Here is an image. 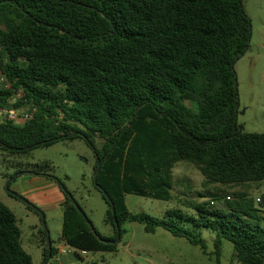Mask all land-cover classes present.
<instances>
[{
    "label": "trees",
    "instance_id": "1",
    "mask_svg": "<svg viewBox=\"0 0 264 264\" xmlns=\"http://www.w3.org/2000/svg\"><path fill=\"white\" fill-rule=\"evenodd\" d=\"M250 33L242 0H0V75L8 84L0 87V105L21 93L15 107L35 109L28 122L0 123L1 149L27 155L79 139L94 154V187L108 206L111 237L94 229L59 180L34 171L64 194L60 239L68 248L114 253L123 226L134 223L185 239L215 264L223 241L232 245L231 264H264V211L245 193L224 198L223 208L214 197L189 202L193 214L171 209L164 219L125 204L128 194L170 201L182 161L207 185L264 181V133H245L235 121L234 63ZM6 192L33 209L9 186ZM201 230L215 234L212 254ZM39 243L48 264L57 252L45 230ZM0 264H33L15 215L1 202Z\"/></svg>",
    "mask_w": 264,
    "mask_h": 264
},
{
    "label": "rangeland",
    "instance_id": "2",
    "mask_svg": "<svg viewBox=\"0 0 264 264\" xmlns=\"http://www.w3.org/2000/svg\"><path fill=\"white\" fill-rule=\"evenodd\" d=\"M242 5L250 21L251 33L249 48L234 63L238 98L235 121L243 132L261 134L264 133V0H242ZM0 87L5 88V83L0 84ZM100 144L96 139V145ZM44 163L49 165L45 166ZM94 164L92 150L79 139L35 149L27 155H8L0 147V202L14 211L21 231V246L32 255L33 264L43 263L41 247L35 246L32 241L36 233L32 224L37 225L39 232L45 230L52 247H57L61 243L62 218L57 212L45 217L37 209H29L25 203L9 199L7 187L20 171L47 172L73 195L94 229L103 237H111L112 227L105 221L108 206L94 187ZM240 193L247 194L254 201L255 207L264 211V207L256 205L257 198L264 197V181L243 186L207 185L195 166L182 161L173 169L170 201L128 194L125 195V204L131 213H145L164 219L166 212L171 209L193 214L189 202H208L212 197L217 199L213 205L223 208L224 198L230 196L233 199ZM200 195H204V198H200ZM123 229L125 233L114 253L93 252L81 255L76 252L74 255L75 252L70 248L71 251L62 248L55 258L60 264H215L213 256L206 255L198 246L173 237L161 228L153 234L146 233L141 225L134 223L125 224ZM200 233L207 244L206 252L212 254L215 234L207 230H201ZM232 250L231 243L223 241L221 264H231Z\"/></svg>",
    "mask_w": 264,
    "mask_h": 264
},
{
    "label": "crops",
    "instance_id": "3",
    "mask_svg": "<svg viewBox=\"0 0 264 264\" xmlns=\"http://www.w3.org/2000/svg\"><path fill=\"white\" fill-rule=\"evenodd\" d=\"M9 190L12 193L18 195L20 198L27 201L29 204H31L33 206L34 210L37 209L43 215H45V217L51 216L53 212H57L58 215L62 218L61 205L65 201V197H64V194H63L61 188L59 187L57 182L54 181L53 179H50V178L45 177L43 175L36 174L35 172H32V171H22V173H19L18 175H16L15 178L11 181V183L9 184ZM7 197L9 199H13V200L15 199L17 201H20L14 197H11L8 193H7ZM20 202H22V201H20ZM5 206H7V205H5ZM8 208L10 209V207H8ZM10 210L15 215L14 211L12 209H10ZM15 217H16V215H15ZM32 228L34 231H36V233L33 234V240L32 241H34L35 246L40 247L39 231L37 229V225L33 223ZM53 248L57 252L55 256H57L60 249H62V248H65L66 250H70L65 245L64 241H62V240H61V243L59 246H57V247L53 246ZM40 250H39L40 256L42 258L41 261L43 263L42 249H40ZM68 253L73 254L71 252H68ZM28 254L31 256L32 262H33L32 255L30 253H28ZM74 255H76V253ZM48 264H60V263L57 260V258L54 257L51 260V262Z\"/></svg>",
    "mask_w": 264,
    "mask_h": 264
},
{
    "label": "built area",
    "instance_id": "4",
    "mask_svg": "<svg viewBox=\"0 0 264 264\" xmlns=\"http://www.w3.org/2000/svg\"><path fill=\"white\" fill-rule=\"evenodd\" d=\"M5 83L3 81L2 76L0 75V84ZM8 88V84L5 83V89ZM21 93H17L11 96L6 103L0 105V123H15V124H23L32 119V115L35 109L28 111L24 107L16 108L17 100L20 98ZM264 200L263 198H257V202ZM81 255H86L87 253L84 251L78 252Z\"/></svg>",
    "mask_w": 264,
    "mask_h": 264
},
{
    "label": "water",
    "instance_id": "5",
    "mask_svg": "<svg viewBox=\"0 0 264 264\" xmlns=\"http://www.w3.org/2000/svg\"><path fill=\"white\" fill-rule=\"evenodd\" d=\"M100 163L98 162V164H97V169H96V175L99 173V171H100ZM95 178H96V176L94 177V180H95ZM96 187L99 189V190H101L100 189V187L96 184ZM101 192H102V194L104 195V197L106 198V200H107V202H109V204L111 205V208H112V214L114 215V209H113V205H112V203H111V201H110V199H109V197L107 196V194H106V192L105 191H103V190H101ZM76 207H77V205H75ZM78 208V207H77ZM42 220H43V218H42ZM114 222H115V224H116V219L114 218ZM116 229H117V234H116V239L112 242V243H117L118 241H119V239H120V234H119V228L117 227V224H116ZM103 241V240H102ZM48 258L50 257V244H49V242H48ZM43 264H46V262L45 263H43Z\"/></svg>",
    "mask_w": 264,
    "mask_h": 264
}]
</instances>
